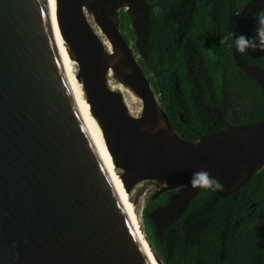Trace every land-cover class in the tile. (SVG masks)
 Wrapping results in <instances>:
<instances>
[{"label": "water", "instance_id": "water-1", "mask_svg": "<svg viewBox=\"0 0 264 264\" xmlns=\"http://www.w3.org/2000/svg\"><path fill=\"white\" fill-rule=\"evenodd\" d=\"M262 8L249 0L232 31ZM151 10L152 0H0V264H164L129 191L147 190L138 205L173 191L148 213L158 234L200 192L194 171H210L221 197L264 167V121L197 141L174 130L139 63L149 69ZM231 54L264 92V68Z\"/></svg>", "mask_w": 264, "mask_h": 264}, {"label": "trees", "instance_id": "trees-1", "mask_svg": "<svg viewBox=\"0 0 264 264\" xmlns=\"http://www.w3.org/2000/svg\"><path fill=\"white\" fill-rule=\"evenodd\" d=\"M249 0H152L149 69L139 60L174 130L187 141L264 121V92L240 71L221 39ZM159 8L157 14L153 9ZM259 10L247 22L251 37ZM120 28L133 38L129 18ZM242 57L264 68V51ZM201 189L183 215L156 233L148 213L164 205V193L142 211L147 234L164 264H264V167L235 191L218 197Z\"/></svg>", "mask_w": 264, "mask_h": 264}, {"label": "clouds", "instance_id": "clouds-1", "mask_svg": "<svg viewBox=\"0 0 264 264\" xmlns=\"http://www.w3.org/2000/svg\"><path fill=\"white\" fill-rule=\"evenodd\" d=\"M148 2L150 3V0ZM153 11L158 14L161 10L155 8ZM220 42L229 48H235L238 53H244L249 49L264 51V14L258 16L257 27L251 37L229 31ZM189 185L192 188L211 189L213 191L224 190V185L216 177L212 176L206 168L194 171L190 176Z\"/></svg>", "mask_w": 264, "mask_h": 264}, {"label": "bare ground", "instance_id": "bare-ground-1", "mask_svg": "<svg viewBox=\"0 0 264 264\" xmlns=\"http://www.w3.org/2000/svg\"><path fill=\"white\" fill-rule=\"evenodd\" d=\"M54 38H55V40L57 39L56 34H54ZM130 99L136 104H139V105L141 104L140 99L132 91L130 93ZM158 126H159V124H158ZM141 196H142V193L140 192V189H139L136 192H134V190L129 191L126 198H125V200L129 204L130 208L132 209L133 213L135 214V216L139 222H140V218H141V210L137 211L139 205L134 200H139L141 198ZM129 197H132L131 204L129 202ZM136 211H137V213H136Z\"/></svg>", "mask_w": 264, "mask_h": 264}, {"label": "flooded vegetation", "instance_id": "flooded-vegetation-1", "mask_svg": "<svg viewBox=\"0 0 264 264\" xmlns=\"http://www.w3.org/2000/svg\"><path fill=\"white\" fill-rule=\"evenodd\" d=\"M144 186H146V187H149V186L152 187V188L154 189V192L157 190V188L154 187V185L152 184V182H149V181L146 182V183H143V182H142V183H141V187H144ZM154 192H153V193H154ZM163 194H164V193H163ZM163 194H162V195H163ZM162 195H160V197H161ZM151 196H152V195L148 196L145 200L142 201V202H143V203H142V205H143V206H142V211L144 210V208H146V207L148 206V201H151V202L154 201V200H150ZM158 198H159V197H158ZM158 198H157V199H158ZM155 200H156V199H155ZM156 207H158V206H156Z\"/></svg>", "mask_w": 264, "mask_h": 264}, {"label": "rangeland", "instance_id": "rangeland-1", "mask_svg": "<svg viewBox=\"0 0 264 264\" xmlns=\"http://www.w3.org/2000/svg\"><path fill=\"white\" fill-rule=\"evenodd\" d=\"M140 101H141V100H140ZM140 105L142 106V103H141ZM139 189L141 190V188L134 189V192H136V191L139 190ZM141 191H142V196H141L140 199H142L143 197H145V196L147 195V190L142 189ZM131 201H132V197H129V202H130V204H131ZM142 206H143V205H139L137 211H140V210H141V212H142ZM137 211H136V213H137Z\"/></svg>", "mask_w": 264, "mask_h": 264}]
</instances>
